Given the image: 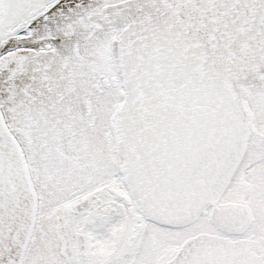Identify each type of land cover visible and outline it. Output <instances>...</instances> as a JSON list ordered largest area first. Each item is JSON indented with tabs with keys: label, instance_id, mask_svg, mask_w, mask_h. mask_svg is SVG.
Masks as SVG:
<instances>
[{
	"label": "snow or ice",
	"instance_id": "obj_1",
	"mask_svg": "<svg viewBox=\"0 0 264 264\" xmlns=\"http://www.w3.org/2000/svg\"><path fill=\"white\" fill-rule=\"evenodd\" d=\"M0 264H264V0H0Z\"/></svg>",
	"mask_w": 264,
	"mask_h": 264
}]
</instances>
